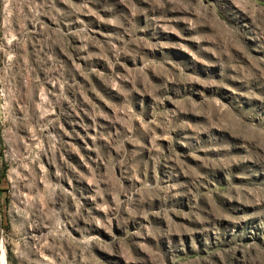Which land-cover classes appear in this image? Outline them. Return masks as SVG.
<instances>
[{
  "label": "rangeland",
  "instance_id": "obj_1",
  "mask_svg": "<svg viewBox=\"0 0 264 264\" xmlns=\"http://www.w3.org/2000/svg\"><path fill=\"white\" fill-rule=\"evenodd\" d=\"M5 264H264V0H0Z\"/></svg>",
  "mask_w": 264,
  "mask_h": 264
},
{
  "label": "bare ground",
  "instance_id": "obj_2",
  "mask_svg": "<svg viewBox=\"0 0 264 264\" xmlns=\"http://www.w3.org/2000/svg\"><path fill=\"white\" fill-rule=\"evenodd\" d=\"M5 250L3 249L2 242L0 240V264H5L4 256H5Z\"/></svg>",
  "mask_w": 264,
  "mask_h": 264
}]
</instances>
